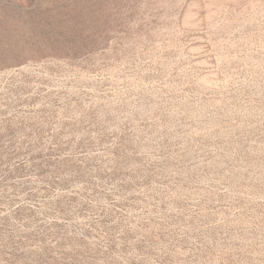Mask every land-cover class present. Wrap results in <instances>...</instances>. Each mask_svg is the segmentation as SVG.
<instances>
[{
    "label": "rangeland",
    "instance_id": "374dc122",
    "mask_svg": "<svg viewBox=\"0 0 264 264\" xmlns=\"http://www.w3.org/2000/svg\"><path fill=\"white\" fill-rule=\"evenodd\" d=\"M0 264H264V0H0Z\"/></svg>",
    "mask_w": 264,
    "mask_h": 264
}]
</instances>
